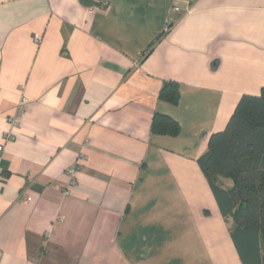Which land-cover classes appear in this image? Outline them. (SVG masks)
Instances as JSON below:
<instances>
[{
  "label": "crops",
  "instance_id": "1",
  "mask_svg": "<svg viewBox=\"0 0 264 264\" xmlns=\"http://www.w3.org/2000/svg\"><path fill=\"white\" fill-rule=\"evenodd\" d=\"M177 3L0 0V264H243L198 158L264 87V0Z\"/></svg>",
  "mask_w": 264,
  "mask_h": 264
},
{
  "label": "trees",
  "instance_id": "2",
  "mask_svg": "<svg viewBox=\"0 0 264 264\" xmlns=\"http://www.w3.org/2000/svg\"><path fill=\"white\" fill-rule=\"evenodd\" d=\"M159 97L177 103L178 83L167 81ZM179 130L171 117L153 116L151 133L176 136ZM198 164L223 217L231 221L243 264H264V87L258 95L240 97L224 129L210 134ZM223 180L232 183L225 186Z\"/></svg>",
  "mask_w": 264,
  "mask_h": 264
},
{
  "label": "built area",
  "instance_id": "3",
  "mask_svg": "<svg viewBox=\"0 0 264 264\" xmlns=\"http://www.w3.org/2000/svg\"><path fill=\"white\" fill-rule=\"evenodd\" d=\"M177 1H178V3L177 4H173L168 10L169 13H168V16L166 17V20H165V23H164V26H163V30H162L163 32L168 31L170 29V27L172 26L173 22L175 21L174 15H178L180 13H188V12H190L191 8H192V3L195 0H177ZM88 10H89V12H92L94 9H93V7H89ZM35 40L38 41L39 40V36H35ZM22 100L24 101V99H22ZM21 112H22V108H20L18 110V112H17V114L15 116H8L6 118L8 124L10 125V130L3 134L4 140H9V139L13 138V135L11 133V128H15L17 126L18 117H20ZM2 150H3V145L0 144V160H1V152H2ZM65 172L71 178L70 182L72 183L73 178H74V174L76 172V166H71V167L67 168L65 170ZM1 173H2V168H1V165H0V176H1ZM22 200L28 201L29 198L27 196H23Z\"/></svg>",
  "mask_w": 264,
  "mask_h": 264
},
{
  "label": "rangeland",
  "instance_id": "4",
  "mask_svg": "<svg viewBox=\"0 0 264 264\" xmlns=\"http://www.w3.org/2000/svg\"><path fill=\"white\" fill-rule=\"evenodd\" d=\"M229 181V183H232V181L231 180H228Z\"/></svg>",
  "mask_w": 264,
  "mask_h": 264
}]
</instances>
